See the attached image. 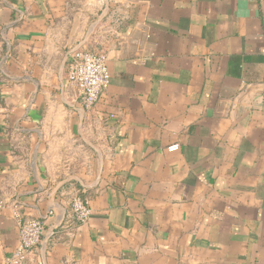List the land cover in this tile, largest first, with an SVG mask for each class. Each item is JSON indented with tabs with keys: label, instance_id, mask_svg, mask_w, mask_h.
I'll use <instances>...</instances> for the list:
<instances>
[{
	"label": "crops",
	"instance_id": "1",
	"mask_svg": "<svg viewBox=\"0 0 264 264\" xmlns=\"http://www.w3.org/2000/svg\"><path fill=\"white\" fill-rule=\"evenodd\" d=\"M26 218L21 264H264V0H0V264Z\"/></svg>",
	"mask_w": 264,
	"mask_h": 264
},
{
	"label": "built area",
	"instance_id": "2",
	"mask_svg": "<svg viewBox=\"0 0 264 264\" xmlns=\"http://www.w3.org/2000/svg\"><path fill=\"white\" fill-rule=\"evenodd\" d=\"M68 81L73 84L86 108H91L99 99L107 86L109 73L104 53H94L83 48L73 50L69 66ZM178 149V144H171L167 150ZM72 218L77 224L85 223L91 209L89 201L80 194H75L70 200ZM44 232V223L37 218H26L19 224V241L10 258L9 264H21L27 254L37 246Z\"/></svg>",
	"mask_w": 264,
	"mask_h": 264
}]
</instances>
